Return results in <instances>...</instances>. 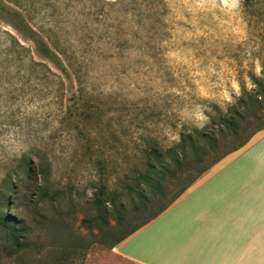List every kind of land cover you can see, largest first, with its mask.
Masks as SVG:
<instances>
[{"label":"rangeland","instance_id":"obj_1","mask_svg":"<svg viewBox=\"0 0 264 264\" xmlns=\"http://www.w3.org/2000/svg\"><path fill=\"white\" fill-rule=\"evenodd\" d=\"M2 1L35 36L0 10V264H136L189 181L262 175L264 0ZM197 131L217 147L177 165Z\"/></svg>","mask_w":264,"mask_h":264},{"label":"crops","instance_id":"obj_2","mask_svg":"<svg viewBox=\"0 0 264 264\" xmlns=\"http://www.w3.org/2000/svg\"><path fill=\"white\" fill-rule=\"evenodd\" d=\"M259 172L249 180L231 173L216 179L217 171L121 243L117 253L136 264H264V165Z\"/></svg>","mask_w":264,"mask_h":264},{"label":"trees","instance_id":"obj_3","mask_svg":"<svg viewBox=\"0 0 264 264\" xmlns=\"http://www.w3.org/2000/svg\"><path fill=\"white\" fill-rule=\"evenodd\" d=\"M0 10L6 14H8L10 17L16 19L23 29L27 31L28 33H32L31 29L27 26L24 17L16 11L15 9L7 6L2 0H0ZM34 35V34H33ZM35 36V35H34ZM42 46L44 47V50L46 52L49 51V49L46 47V45L40 41ZM236 110V109H233ZM239 114V113H236ZM223 124L225 123L228 128H234L236 124L233 121V118L226 119V117L222 118ZM220 132H224V129H220ZM217 147V137L214 134H207L205 132H195V133H189L182 135L179 143L175 145L173 148L168 149L166 152L167 154H171L175 152L174 155L178 156L179 159L177 161V165L184 166V165H192L195 164V162L203 163L205 158L208 156L210 149ZM243 147V146H242ZM220 162V159L216 161V164ZM210 168H204L200 170L199 174L202 175L206 173ZM190 184L186 185L181 188L179 193L168 203L163 205L156 213L152 215V217L147 220L144 224L139 226L135 229V232L141 230L143 227H145L147 224L152 222L154 219L159 217L162 213H164L168 208H170L182 195H184L188 190H190L193 186V182L189 181Z\"/></svg>","mask_w":264,"mask_h":264},{"label":"clouds","instance_id":"obj_4","mask_svg":"<svg viewBox=\"0 0 264 264\" xmlns=\"http://www.w3.org/2000/svg\"><path fill=\"white\" fill-rule=\"evenodd\" d=\"M234 4H239V0H233Z\"/></svg>","mask_w":264,"mask_h":264}]
</instances>
